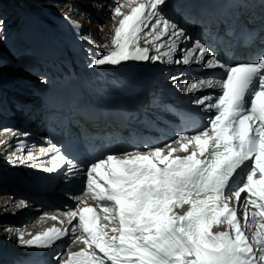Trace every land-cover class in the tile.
Segmentation results:
<instances>
[{"label": "snow or ice", "instance_id": "1", "mask_svg": "<svg viewBox=\"0 0 264 264\" xmlns=\"http://www.w3.org/2000/svg\"><path fill=\"white\" fill-rule=\"evenodd\" d=\"M166 3L114 0L110 12L113 20L120 17L118 25L108 42L97 45L102 51H89L88 66L197 64L206 78L181 81L183 73L169 78L179 92L195 97L192 103L205 114L203 123L182 128L162 145L97 157L82 169L83 191L97 206L72 197L74 205L63 213L67 221L50 217L71 228L53 225L33 235L23 227L4 226L20 246L48 248L69 237L57 264H264V53L254 62H225L208 44L189 36L168 14ZM189 41L190 46L180 47ZM176 115L181 122L189 119ZM3 132L15 136L16 149L23 151L28 133ZM46 143L49 147L41 151L51 154L52 163L40 170L52 173L66 163V175L81 171L57 144ZM9 155L10 163H26ZM21 206L28 204L21 200L16 207ZM77 241L83 247L72 251Z\"/></svg>", "mask_w": 264, "mask_h": 264}, {"label": "rangeland", "instance_id": "2", "mask_svg": "<svg viewBox=\"0 0 264 264\" xmlns=\"http://www.w3.org/2000/svg\"><path fill=\"white\" fill-rule=\"evenodd\" d=\"M30 5L34 7L35 11L29 10ZM113 5L114 0H0V18L4 20V30L0 32V81L5 83L6 88L4 89L5 91H3L4 94L8 95L7 89L12 92L13 90L11 87L16 88L17 85H19L17 89L21 97L18 98V100H20L19 104L16 99L8 101L14 114H12L11 120L9 119L8 121V119H6V122H4L10 109L8 110V108H6L8 103H6V99H3V94H0V99L2 100L0 103V165L4 166L2 163H8L13 168H27L25 165L29 163L25 158H28L30 156L28 154L31 152H35L36 149L32 150L30 147L37 146L36 143H38V141L36 140H38L39 136L35 138V141H31L27 137L23 138V151H19L16 149L17 138L15 136L7 138L9 133L3 132V129L9 128L18 130L20 133H27L28 131H21V127H14L32 118L31 114L35 111L36 105L29 100L34 99L36 101L35 97H37L39 91L45 90L44 87L55 84L56 82H58V84L62 82L63 80H61V77L64 75L68 76L71 71L76 68L75 64L80 62V60L78 61V59L74 57L72 51L71 53L67 51L65 54L70 64L66 63V60L63 59L64 62H61L59 65H51V63L44 59L46 65L41 66L36 63L38 60H43L41 57L38 58L37 55H35L33 58L30 56L34 55V52L25 56V52L30 49V45L26 42V38L28 37L24 31L25 29L23 30L22 27L18 26L21 16H24L25 24L27 18H30L35 27L38 28L40 24L41 26L44 25L47 27L50 33L49 38L52 35L57 39L56 36L60 35V33H64L63 35L68 39L77 38V40L82 43V47L79 49L82 53L95 50L102 51L97 45L104 44V39L110 38V32L113 31L115 25V20H113L110 12V8L113 7ZM66 14L68 18H65ZM77 22L81 26L79 29L74 27V23ZM102 25L103 31L100 30ZM49 27L52 28V31ZM63 41L70 42L66 39H63ZM89 41H92V43H89ZM34 45L38 46L40 44L36 43ZM74 45L75 49L78 51L76 43H74ZM74 45L72 42L69 44L71 48H73ZM19 53L25 57H17ZM5 60L9 62H5ZM173 65L177 66L175 64ZM49 69L57 71L51 75L47 72ZM39 71L42 72L40 73ZM43 73L45 74L43 75ZM60 73H62L63 76H59ZM49 75L50 78L47 79L46 83L41 82V77L47 78ZM14 94L13 92L11 97L15 96ZM17 105L21 106V112H17ZM27 106L30 108H27ZM11 121L14 124H12ZM4 141H7L11 147H5L2 143ZM9 153H14L16 156L21 157L26 163H19L15 160L10 163L9 160L11 156ZM10 197L12 199L13 196L0 192V243L17 245L15 239L12 237L10 239L8 238L9 234L4 232V226L2 227L1 224V219L6 220V218L11 215L18 216V212L12 207L13 203L10 207L5 208V205L11 202ZM29 221L28 219L17 217L16 220H12V226L15 225L20 227L28 224Z\"/></svg>", "mask_w": 264, "mask_h": 264}, {"label": "bare ground", "instance_id": "3", "mask_svg": "<svg viewBox=\"0 0 264 264\" xmlns=\"http://www.w3.org/2000/svg\"><path fill=\"white\" fill-rule=\"evenodd\" d=\"M173 0H167L166 5L164 6V8H168L171 6ZM124 11H127L128 9H123ZM120 17H116L115 19V25H118V21H119ZM113 28V27H112ZM96 32V31H95ZM109 34V33H108ZM114 34V29L113 31L110 32V37ZM109 36V35H108ZM107 37V36H106ZM105 43L108 42L109 39H104ZM74 43H77V47L80 49L82 47V43L77 40V39H73ZM141 46L143 45V42H141ZM180 47H187L186 45L182 44L180 45ZM163 51V49H162ZM178 55V53H177ZM156 66V67H155ZM183 66V67H182ZM149 67V62L148 63H136V62H129L126 64H122L120 66H116V67H112V66H103V67H99L98 70L96 72L93 73V77L91 80V85L90 84H84L82 81L80 82H68L65 81L62 85H58V87H54L55 91L51 94H47V95H51V99L57 101V105L61 107V103L63 102V96L67 95L69 93H74L77 97L80 98V100L85 103L86 105H88L91 101L92 104H94L96 102V99H108V98H125V97H131L135 91L138 89L135 85V79L132 78V74L135 73H141V71L144 70H150L148 72H151L152 70H156L157 67L162 68L164 71V74H168V72H171L172 75H179L180 73H183L184 75L181 76L183 77L181 81H191L193 78H196V75H190V70L194 69L195 71L197 69H201V66L197 65V64H190V65H178V68L175 67H169L168 64H163V63H154L152 64V66L150 68ZM187 69H186V68ZM48 69V68H46ZM45 69V70H46ZM174 71V72H173ZM48 73H50L51 75H53L56 70H47ZM96 84H99V88L96 86ZM26 86V85H25ZM92 88H94V95L91 94H87V91H90ZM152 89L155 91L154 87H152ZM46 94V93H43ZM40 96V95H39ZM38 97V96H37ZM35 97L36 98V103L34 102V104L37 106V109H40V113L39 115L36 114V112L34 111L33 114H31L32 118L27 120V126L29 128L34 129L36 127V124L39 121V117H42V113L46 114L47 112L45 111V109H43V104H44V100H42L40 97ZM41 104V105H40ZM40 105V106H39ZM36 106H35V110H36ZM71 113L73 114V116L77 117L75 118V123L76 124H80V125H86L82 123V119H87V117H85L84 115H82L81 110L80 111H73L71 110ZM36 129V128H35ZM15 131V130H14ZM38 131V130H36ZM13 137L11 135V133H9V136H7V138ZM175 138V137H174ZM173 139V138H171ZM170 139V140H171ZM38 140L40 141H44L46 142L47 140H49L48 137H38ZM169 141V140H168ZM162 145V144H160ZM143 146H141V150H143ZM176 145H173V147H175ZM36 149V148H35ZM41 149H47L42 147ZM34 150V149H33ZM51 154L49 155H45L42 151L39 153H34L32 159H30L31 161V165L34 168H47L51 166V159L49 158ZM57 163H60L57 160L55 161ZM79 169V167H78ZM68 171V165L66 163H64V166L59 169L56 170L51 174H61L62 176L66 175ZM79 171H76L75 174H78ZM48 173V172H47ZM79 175V174H78ZM70 176V175H67ZM75 177V176H74ZM80 197V195L75 194L72 197ZM81 199V197H80ZM8 203V202H7ZM72 203L74 205L75 201L72 200ZM31 205L30 203L28 204V206ZM23 214L28 213V211H23ZM52 213H48L47 217H43V213H39L33 216V218L31 217V221L32 219L34 220V222L32 224H25V226H23V228H25L26 233H31L33 235H35L38 232H42L44 230H46L49 227H52L53 225H55L56 227L60 228V227H68L71 228L72 225L65 223L64 225H61L59 220H52L50 217L52 216ZM239 215V212H238ZM60 220H63L62 218H59ZM251 219V218H250ZM67 221V219L65 220ZM73 223H75V221H73ZM243 223V221H242ZM2 226H9L6 225L4 221H1ZM24 224V223H23ZM226 229V225L224 226V230ZM78 234V233H77ZM248 234V233H246ZM25 238H28L27 236ZM79 241H77L76 243L72 244L71 248L75 247L76 244ZM35 247V246H32ZM7 248L11 251V253H4V255L0 254V264H17L18 262V257L20 254V251L15 250V248H13V245H8ZM60 248L61 246L55 250L53 252V264H57V260L56 258L60 255ZM29 250V247L27 246L26 249L23 252H27Z\"/></svg>", "mask_w": 264, "mask_h": 264}, {"label": "trees", "instance_id": "4", "mask_svg": "<svg viewBox=\"0 0 264 264\" xmlns=\"http://www.w3.org/2000/svg\"><path fill=\"white\" fill-rule=\"evenodd\" d=\"M29 10H32V11H33V10H35V9H34L33 6L30 5V6H29Z\"/></svg>", "mask_w": 264, "mask_h": 264}]
</instances>
